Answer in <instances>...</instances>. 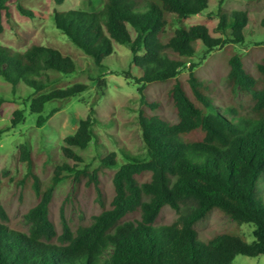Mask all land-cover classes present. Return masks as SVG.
Here are the masks:
<instances>
[{
    "label": "trees",
    "instance_id": "1",
    "mask_svg": "<svg viewBox=\"0 0 264 264\" xmlns=\"http://www.w3.org/2000/svg\"><path fill=\"white\" fill-rule=\"evenodd\" d=\"M15 1L0 0V34ZM223 1L216 12L217 34L206 23H186L208 8L209 0H105L96 11H54L56 27L99 66L115 53L116 43L127 45L132 64L140 71L131 65L124 73L134 79L141 101L153 110L159 108L147 97L148 85L171 80L168 92L178 120L142 109L146 155L122 148L123 163L113 151L102 155L100 168L91 169L77 147L85 149L99 137L92 107L77 130L65 137L61 144L65 159H57L47 182L33 170L31 150L25 143L20 145L38 201L25 214L29 230L12 228L2 201L9 170L0 165V264H232L240 254L264 255V57L257 63L259 76L247 69L240 53L229 58L228 81L234 92L251 94L253 104L248 108L241 102L216 99L194 60L218 48L246 44L264 30V17L258 21L249 9L226 10ZM17 5L24 15L47 18L36 9ZM184 70L186 81L180 76ZM75 71L74 57L59 47L33 44L15 49L0 44V75L14 87L24 82L34 88L24 102L39 114L38 126L59 110L55 107L44 115L48 102L89 88L77 82L47 90L61 73ZM99 86L104 92L107 79H100ZM26 110L14 109L13 126L25 120ZM105 167L116 168L109 206L100 175ZM146 173L151 178L141 181ZM69 176L76 182L86 178L94 186L102 210L76 229L62 214L60 232L50 208L58 183ZM166 206L178 216L171 223H158ZM216 209L231 217L237 228L204 239L197 224ZM245 223L252 228L250 234L240 229Z\"/></svg>",
    "mask_w": 264,
    "mask_h": 264
},
{
    "label": "rangeland",
    "instance_id": "2",
    "mask_svg": "<svg viewBox=\"0 0 264 264\" xmlns=\"http://www.w3.org/2000/svg\"><path fill=\"white\" fill-rule=\"evenodd\" d=\"M220 0H209V7L202 13L186 19V23H206L213 34H217L218 16L216 14ZM11 6L12 14L6 17V30L0 34V44L15 49H26L33 44H45L59 47L72 54L77 64V71L61 73V79L47 90L54 87H66L77 82L89 84V88L80 95L48 102L44 115L58 107L43 126H38L39 114L31 112L24 102L33 93L34 88L24 82L14 87L13 83L0 75V165L9 170L4 177L2 201L9 213V225L17 230L28 231L29 224L25 219L26 212L34 206L38 197L33 189L32 170L26 160L20 145L26 144L32 152L33 170L41 179L47 182L53 175L57 159H65L61 152V144L67 135L73 134L83 117H87L92 107L95 108L97 119V141L87 148L77 147L91 169L100 168L102 155L117 152L120 163L125 161L121 149L136 154L146 155V146L142 135L139 114L143 109L147 114L160 113L170 121H177L178 116L173 102L169 97L172 81L153 82L148 85L147 97L158 103L157 110L141 101L138 85L134 79L128 78L124 71L133 66L135 72L140 69L132 64L131 49L124 44L116 43V51L107 58L104 66L97 65L93 58L70 41L54 23V11H68L72 8H82L89 11L100 10L105 0H65L56 4L55 0H16ZM17 4L31 7L44 17H31L21 13ZM143 4V3H142ZM141 4V5H142ZM223 8L249 9L261 21L264 17V0H224ZM17 7V8H16ZM263 33V34H262ZM260 36L253 34V40L246 44L228 45L207 53L205 58H195L200 64L197 67L199 76L213 88L216 99H223L226 104L241 102L245 107L253 104L251 94L243 91L234 92L228 81L230 70L229 58L234 52L244 58L247 69L256 76L260 73L257 63L264 57V30ZM204 54V50L200 55ZM181 78L187 80L188 71L181 73ZM107 79V86L102 92L100 79ZM26 108V118L13 126L12 116L15 108ZM116 168L105 167L101 172L105 200L109 206L115 188L113 175ZM151 173L140 177L141 181L149 180ZM51 217L58 230L62 231V214L76 229L81 224H88L94 215L102 210L97 200L93 185H88L86 178L76 182L69 176L58 183L51 203ZM178 214L170 206H166L158 223H171ZM235 221L216 209L207 218L197 224L202 238L208 239L220 232L236 229ZM241 231L251 233L252 228L245 223ZM253 239V235L249 238ZM232 264H264V255L248 256L240 254Z\"/></svg>",
    "mask_w": 264,
    "mask_h": 264
}]
</instances>
